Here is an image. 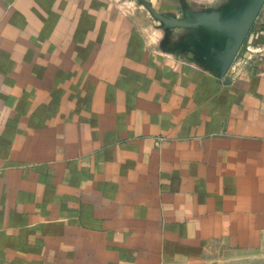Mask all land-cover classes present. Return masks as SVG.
I'll list each match as a JSON object with an SVG mask.
<instances>
[{
  "label": "crops",
  "instance_id": "0c3cea01",
  "mask_svg": "<svg viewBox=\"0 0 264 264\" xmlns=\"http://www.w3.org/2000/svg\"><path fill=\"white\" fill-rule=\"evenodd\" d=\"M131 1L0 0V264H264V0Z\"/></svg>",
  "mask_w": 264,
  "mask_h": 264
},
{
  "label": "rangeland",
  "instance_id": "374dc122",
  "mask_svg": "<svg viewBox=\"0 0 264 264\" xmlns=\"http://www.w3.org/2000/svg\"><path fill=\"white\" fill-rule=\"evenodd\" d=\"M119 2L120 3H123V4H125L126 2H128L129 4H132L131 3L132 2L131 0H119ZM133 7H135V9H136L137 6L134 5ZM147 23H148V26H150V31L152 33H158V32H160V28H159V26H157V24H156V26L153 25V23L150 22V20ZM148 26H146V27H148ZM189 37H187L188 40H185V41H182V42L181 41L178 42V44L180 45V47L178 45L175 46V45H169V44L168 45H165V46L162 45V46L165 47V49L166 48H169V49H178L179 50L178 54L181 56V58H186L187 60H192V61H195L196 62L197 60H199V57H205V56L199 55V54H198V56H196L195 54H193V53L197 52V50H193V48L192 49L190 48V46H191L190 45V41L191 40H190ZM158 44H159L158 42L155 43L156 48H158ZM237 56L238 55L235 54V57H237ZM240 56L241 55H239V57ZM224 58H226V57H224ZM229 58L230 57H227V61L226 62H228ZM230 64H232V61H231ZM230 67L231 66H229V68Z\"/></svg>",
  "mask_w": 264,
  "mask_h": 264
}]
</instances>
